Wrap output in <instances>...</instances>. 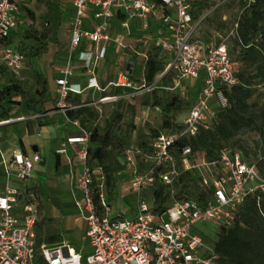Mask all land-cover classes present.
<instances>
[{"label":"built area","instance_id":"built-area-1","mask_svg":"<svg viewBox=\"0 0 264 264\" xmlns=\"http://www.w3.org/2000/svg\"><path fill=\"white\" fill-rule=\"evenodd\" d=\"M196 1L72 0L68 50L55 78L56 108L82 134L67 137L56 153L67 157L69 163L80 164L75 175V186L81 194L78 202L81 214L77 220L82 219L86 224L85 239L91 253L83 263L81 255L68 245L53 247L43 243L39 247L43 263H36L39 215L24 184L32 177L41 156L14 152L4 161L7 183L0 192V264H219L218 255L198 225L215 222L231 226L238 207L252 194L264 192V177L256 163L247 162L238 151L224 148L216 160L208 161L204 152H193L189 146L180 148L176 144L182 135L196 137L201 129L211 127L215 109L229 107L223 88L238 84L236 63L227 45L196 37L200 24L192 16ZM17 12L14 2L0 0V65L25 81L26 54L9 44L17 26ZM155 24L159 28L153 34ZM132 37H136V43L127 44L126 39ZM111 43L122 52L119 56L124 67L118 69L110 86L122 88L125 93L83 104L94 105L100 113V105L131 97L147 86L144 75L139 76V84L132 80L135 63L124 55L125 51L141 60L142 65L155 49L168 53L170 61L162 77L173 71L178 84L196 81L204 73L197 102L183 119L181 133L163 131L152 140L151 152L147 155L149 167L140 171L130 150L125 153L126 168L132 172L129 190L138 200L132 219L120 213L112 215L104 175L88 163L90 133L79 120H71L66 115L68 110L79 107L68 103L71 93L82 94L89 89L103 91L96 74L108 59ZM76 65L89 77L84 87L72 81ZM178 150L182 156L180 163L173 154ZM136 153H140L139 149ZM185 172L193 173L200 185L209 190L208 199L204 203L174 199L165 212L155 213L143 194L159 181L168 186L174 198V185ZM12 179L20 186H13Z\"/></svg>","mask_w":264,"mask_h":264},{"label":"trees","instance_id":"trees-1","mask_svg":"<svg viewBox=\"0 0 264 264\" xmlns=\"http://www.w3.org/2000/svg\"><path fill=\"white\" fill-rule=\"evenodd\" d=\"M14 2V0H11ZM45 3L46 32L33 31L30 27L25 30V37L30 42L20 41L28 58L27 64L39 57L47 50L49 40L58 43V33L63 23L61 16V0H37ZM213 0H197L193 6V20H199L211 6ZM30 12L29 10H27ZM31 13V12H30ZM32 14V13H31ZM237 24V27H235ZM231 34L233 47H228L229 54L238 52L241 68H237L238 84L223 90L229 101V107L215 109V121L208 129H201L196 137L182 135L176 140L177 146H189L193 152H204L208 161L218 158L221 149L238 151L244 160L256 163L259 172L264 177V103L259 105L252 102L258 87L264 90V0L243 1V10L238 19L233 23ZM14 42L13 36L9 44ZM219 44V43H218ZM170 61V55L159 49L153 50L150 58L141 67V76L144 75L146 85L154 83L156 76L163 72ZM115 68V66H112ZM112 70V68L110 69ZM9 71L0 65V80L2 75ZM113 72V70H112ZM166 74L163 78L167 77ZM35 85L21 81L10 74V77L0 83V122L8 121L12 112L21 107L25 116H34L33 121L38 126L48 125L47 113L51 111V87L48 79L42 73H34ZM122 88L112 87L110 92L103 93L100 97L123 95ZM99 97V98H100ZM141 106H151L161 112V128L180 134L182 125L174 123L179 111L184 106L183 99L178 95L164 97L157 89L139 95ZM124 99L117 101L118 105ZM56 102V100L54 101ZM71 106H79L68 110L66 115L71 120H79L81 126L90 133L88 163L92 168L100 169L104 175L106 194L108 199L116 194L117 173L125 168V153L128 150V141L134 125L124 122V113L115 110L106 119L103 128L100 121L103 114L91 105L83 106L82 96L71 93L68 97ZM29 132H33L29 130ZM160 133L159 129L152 131L155 138ZM82 132L79 131V135ZM248 134H253V145L246 139ZM139 150L148 155L151 152L142 140ZM180 163V151L173 152ZM59 156L58 154L56 155ZM60 162L57 159V169ZM149 164H141L139 170L143 171ZM175 196H171L168 186L157 181L149 193L153 211L161 214L170 208L174 199H195L204 203L209 197V190L200 185V180L191 172L181 175L174 185ZM206 241L207 236L204 235ZM37 256L36 263H43L39 255L41 244H52L60 241L58 235H46L42 212L37 222L36 229ZM209 243V242H208ZM218 255L219 264H264V192H256L241 204L235 214L231 226L220 225L216 240L210 243Z\"/></svg>","mask_w":264,"mask_h":264},{"label":"rangeland","instance_id":"rangeland-1","mask_svg":"<svg viewBox=\"0 0 264 264\" xmlns=\"http://www.w3.org/2000/svg\"><path fill=\"white\" fill-rule=\"evenodd\" d=\"M243 1L247 0H213L212 6L199 19L200 24L196 32V37L215 44L225 43L231 49L233 47L231 29L233 23L241 15ZM60 2L63 23L59 29L58 43H53V39L51 38L47 50L39 57L33 58L28 64H25L23 77L30 85H35L33 75L38 72L49 79V84L53 88V75L64 64L69 45L68 22L72 18L73 4L72 0H61ZM27 8L32 14L28 11H23L24 16L18 20V25L13 31L14 42L11 44L13 48H19L21 51H23V46L20 45V41L24 43L30 42L25 37L26 28L30 27L33 31L40 33L47 31V34L51 36V31L47 30L49 26L46 25L45 21V14L47 12L46 4L39 3L35 0ZM231 59L236 63V67L240 69L241 64L238 62L240 60L238 52L236 54L231 53ZM119 67H124L123 60L119 66L114 68L110 65L109 68L115 71ZM163 73L164 71L156 76L152 85H147L146 88L140 89L133 96L124 98L119 105L116 101H110L104 103L102 106L103 118L100 121L101 128L105 126L106 119L115 110L124 113L125 124L135 126L136 129L131 131L130 134L128 150H130L138 168L141 164L150 163L147 160V155L143 154L142 151L139 150L140 153H136V149H139L142 140H145V146L149 148L154 139L151 134L152 131L156 129H159L160 132L169 131V129L161 128L160 110L151 106H141L139 99H137L138 96L149 93L153 89H157L158 93L164 97L171 95L180 96L185 104L181 111L178 112L174 123L182 125L183 119L187 116L191 107L197 102L198 93L202 87V79L204 78V73L202 72L198 80L182 81L178 84L174 81L175 73L173 71H169L165 78H163L164 76L162 77ZM9 77L10 73L6 72L2 75L0 83H3ZM111 88L110 86L107 91H110ZM252 102L259 105L264 103V90L260 86L253 96ZM21 137H24V132L17 125L0 128V192L7 183L4 161L9 159L13 154L18 140ZM25 137V141L28 142V136L25 135ZM32 138L31 136L30 139ZM36 139L41 141L40 138ZM246 139L249 145H253V134H248ZM55 142L52 141L50 144H42V160L35 164L32 177L25 183L28 186L42 184L41 188L36 186L35 188L27 187V189L32 195V202H35V206H37L38 215L40 216V212H42L45 234L60 236V241L50 245L53 247L68 245L81 255L82 262L84 263L85 258L91 253V249L88 240L83 239L86 227L85 222L82 219L77 220L81 214L80 208L78 207L81 194L73 183L74 172L80 168V164L76 161L68 169L64 166H60L57 169V156L54 153V148L56 147ZM59 142L57 141L58 146H60ZM28 151L31 155L33 154V148L30 145L28 146ZM131 178L132 172L128 168L125 167L118 171L116 194L108 200L112 207V215L120 213L124 214V217L127 219L134 218L138 200L127 189ZM14 181L16 182V180ZM143 195L146 197L147 204L151 206L152 200L149 193L146 191ZM164 219H168L167 215H164ZM219 226L215 222H208L199 224L197 228L208 237L207 242L211 243L216 240Z\"/></svg>","mask_w":264,"mask_h":264},{"label":"crops","instance_id":"crops-1","mask_svg":"<svg viewBox=\"0 0 264 264\" xmlns=\"http://www.w3.org/2000/svg\"><path fill=\"white\" fill-rule=\"evenodd\" d=\"M34 1L35 0H14V3L18 6V12L16 13L17 25L19 22L18 20L24 16L23 11H27L28 10L27 7H29ZM153 27H154V30L152 32H153V34H156L157 29L159 27L156 24ZM125 42L127 44H135L136 43V37L127 38ZM120 53H122V52H120L119 49L114 44L111 43L109 45L108 59L100 66V68L97 70V74H96L97 79H98V83L101 86V88L103 89V91L94 92V90H92V89L85 90L82 94H80L82 96V103L83 104H88V103H92L94 101H97L103 93H107V92L111 91V90L110 91H107V90L110 87V83L114 81L116 74H117V71H118V69H120V67L116 68V70L113 72H112V70H110L111 68H109V67H110V65L115 66V67L120 65V63L123 60V58L121 56H119V55H121ZM124 55L130 57V62L135 63L134 72H132L131 77H132V80L134 81L135 84H139L140 83L139 82V76L141 74V67H142L141 60L137 59L135 56L131 55L127 51H125ZM59 69L53 75V86L54 87L51 88V98L54 99V101L56 100L55 78L58 75ZM88 79H89V77L85 73V71L80 66L76 65L75 66V72H74V78L72 81L74 83L80 84L82 87H84L87 85ZM48 81H49V79H48ZM50 87H51V84H50ZM54 101L52 102L53 104H51V106H50L51 111L47 113V119L49 122L48 125L38 126L33 121L34 116H25L23 109L21 107L13 110V112H12L13 118H11L8 121L3 122V125H1L0 128H7L10 126L17 125L20 128H22V130L24 132V137L19 138L17 147L14 149L13 153L14 152H22L26 155H31L28 151V146L30 145L33 148V154L38 153L41 156V160H42V153H41L42 148H41V146L43 143L44 144H50V143H52V141H56L55 142L56 147L54 148V153H55V155H57L56 151L60 147V146H58L57 141H60L59 143L61 145L67 139V137L79 135V129L77 127H75L74 125L69 124L65 121L64 114L61 111L57 110L56 102H54ZM103 105H100L101 109H102ZM91 106L95 107L94 105H91ZM29 130H32L33 132L31 133V132H29ZM25 135L28 136V139H29L28 142L25 141V138H26ZM31 136L33 137L32 139H30ZM36 138H40L41 141H38ZM134 138L136 139L135 136H134ZM70 156H72V153H70ZM57 159L60 162V166H64L67 169L73 165V163H69L68 158L65 156L59 155L57 157ZM75 175H76V172H74V177H73L74 178V181H73L74 185H75ZM14 180H16V179H12V185L15 187L20 186V183L17 180H16V182ZM24 185H25L24 188L27 192H30V191H28L27 187L28 188H35L36 186H38L39 188L42 187V184H36L35 186H28V184L25 183ZM129 186H130V184L128 185L127 189H129ZM85 232H86V227H85ZM83 239L86 240L85 234H84Z\"/></svg>","mask_w":264,"mask_h":264},{"label":"water","instance_id":"water-1","mask_svg":"<svg viewBox=\"0 0 264 264\" xmlns=\"http://www.w3.org/2000/svg\"><path fill=\"white\" fill-rule=\"evenodd\" d=\"M129 69V68H128Z\"/></svg>","mask_w":264,"mask_h":264}]
</instances>
